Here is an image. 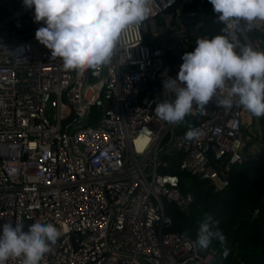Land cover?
I'll list each match as a JSON object with an SVG mask.
<instances>
[{"label":"built area","instance_id":"built-area-1","mask_svg":"<svg viewBox=\"0 0 264 264\" xmlns=\"http://www.w3.org/2000/svg\"><path fill=\"white\" fill-rule=\"evenodd\" d=\"M205 5L153 0L150 15L122 32L109 64L81 72L50 58L35 39L43 21L22 0H0V225L53 223L61 235L40 264H213V251L203 256L167 231L169 207L186 213L191 196L162 171L173 156L179 171L223 193L246 146L248 155L259 152V117L214 100L203 114L193 105L178 124L154 110L171 98L163 81L176 77L183 54L210 39ZM218 24L234 50L242 41L264 52V42L241 31L243 21ZM253 31L264 37V21ZM193 128L201 134L186 140Z\"/></svg>","mask_w":264,"mask_h":264},{"label":"clouds","instance_id":"clouds-1","mask_svg":"<svg viewBox=\"0 0 264 264\" xmlns=\"http://www.w3.org/2000/svg\"><path fill=\"white\" fill-rule=\"evenodd\" d=\"M208 2L217 21H243V32L252 31L257 21H264V0ZM152 3L153 0H22L25 8L33 10V21H43L35 39L50 50V58H59L66 70L81 72L109 64L122 32L144 21L152 11ZM181 59L176 77L163 81V89L171 98L155 105L160 120L178 124L193 111V105L203 114L213 100L226 110L236 106L252 116H264V52L249 44L236 51L227 35L219 34L197 39L193 50L185 52ZM226 85H230L227 93L221 95ZM200 134L199 129H189L185 139L192 140ZM218 225L217 219L205 216L196 233L199 247L207 248L213 240L225 242ZM60 235L53 223L40 219L26 230L22 223H4L0 225V264L10 258H22V264H40Z\"/></svg>","mask_w":264,"mask_h":264},{"label":"trees","instance_id":"trees-1","mask_svg":"<svg viewBox=\"0 0 264 264\" xmlns=\"http://www.w3.org/2000/svg\"><path fill=\"white\" fill-rule=\"evenodd\" d=\"M205 8L212 15L205 33L212 38L219 35V24L212 6L205 5ZM245 34L250 42L263 45L264 37L253 30ZM242 45L240 41L239 47ZM258 123L261 129L259 152L248 155L246 152L252 143L246 146L243 163L228 175L229 185L223 193L215 194L207 185L179 171L178 160L173 156L168 158L169 165L162 171L177 176L180 193L191 196L186 213L169 207L171 225L167 231L195 243L203 256L213 251V264H264V116L258 118ZM206 215L219 221L218 227L225 236L223 244L213 240L207 248H201L196 243L199 223ZM241 219L244 220L237 225Z\"/></svg>","mask_w":264,"mask_h":264},{"label":"water","instance_id":"water-1","mask_svg":"<svg viewBox=\"0 0 264 264\" xmlns=\"http://www.w3.org/2000/svg\"><path fill=\"white\" fill-rule=\"evenodd\" d=\"M179 11L181 12L182 11V7L179 8ZM184 18H188V15H184ZM166 37V35H163L159 38H157L155 40V43H156V46L159 47L161 45V43L163 42L164 38ZM166 60L169 62V63H177L178 61H176L175 59L171 58L169 56V54H166ZM213 150V147H210V152ZM249 219V218H246V220ZM244 219H241L239 220L238 224L239 225Z\"/></svg>","mask_w":264,"mask_h":264},{"label":"rangeland","instance_id":"rangeland-1","mask_svg":"<svg viewBox=\"0 0 264 264\" xmlns=\"http://www.w3.org/2000/svg\"><path fill=\"white\" fill-rule=\"evenodd\" d=\"M255 146H256V145H255ZM255 146H254L253 148L249 149V150L251 151L252 149H254V148H255Z\"/></svg>","mask_w":264,"mask_h":264}]
</instances>
